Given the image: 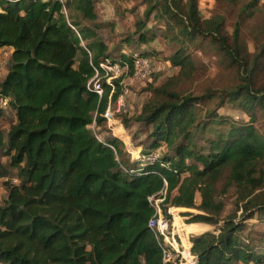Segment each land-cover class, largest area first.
I'll return each mask as SVG.
<instances>
[{
  "label": "trees",
  "instance_id": "trees-1",
  "mask_svg": "<svg viewBox=\"0 0 264 264\" xmlns=\"http://www.w3.org/2000/svg\"><path fill=\"white\" fill-rule=\"evenodd\" d=\"M215 1L241 10L231 35L222 15L203 18L198 0H143L144 20L111 54L95 0H0V50L12 51L0 92L16 119L0 129V179L16 170L18 181L4 183L0 264H164L149 227V198L160 193L166 215L169 207L202 212L186 216L203 227L177 224L184 236L215 228L192 238L198 264H264V232L249 224L264 221V34L254 38L261 43L254 53L242 39L261 0ZM151 18L164 28H148ZM156 37L174 48L168 62L178 73L150 85L137 114L120 113L132 144L144 157L158 156L130 162L103 116L121 97L128 107L123 75L114 90L101 80L102 97L88 83L95 69L106 76L107 61L132 78L137 60H161L144 48ZM209 47L228 82L180 92L198 71L193 50ZM226 106L250 120L221 115ZM104 132L110 146L97 137Z\"/></svg>",
  "mask_w": 264,
  "mask_h": 264
},
{
  "label": "rangeland",
  "instance_id": "rangeland-1",
  "mask_svg": "<svg viewBox=\"0 0 264 264\" xmlns=\"http://www.w3.org/2000/svg\"><path fill=\"white\" fill-rule=\"evenodd\" d=\"M142 1L143 0H95L96 11L99 17L98 20L102 24V28L99 34L107 43L108 47L110 48L111 54L118 50V46L121 45L128 38V36L133 35L136 30V23L142 22L144 20V11L146 6L143 5ZM198 3L199 9L201 10V14L204 19H209L215 14L222 15L226 19V32L229 35L233 33L234 25L238 19V14H240L241 12L239 8L228 9L224 5L222 6L218 4L215 0H198ZM147 25L148 28H152L153 26L164 28V22H156L153 18H151L150 21L147 22ZM263 34L264 0H261L259 5L257 6V9L255 10V14L252 20H249L242 28V39L245 41V43H247L249 51L251 53H254L257 44H261L254 41V38L262 36ZM144 48H146L147 50L156 49L160 55L159 57L161 58V60L158 59V61H155L151 59L150 62L139 60L135 70L136 73L132 78L128 74V72L125 73L127 69H124L125 71L122 70L121 72L119 67H117L116 69V74H118L117 78L123 75V79H121L122 85L127 88L131 94L130 98L128 99V107L126 104L124 108L125 112L130 110L129 112L137 114L142 109L143 104L149 99L151 95L148 91L149 86L153 85V87H159L165 84L172 76H175L178 73V69H173L172 65L168 62V58L172 55V52L174 53V48L172 46L166 45L163 38L156 37L154 41L152 40L149 44L144 45ZM137 50L140 51V49L136 48L134 52H139ZM193 53L197 65L196 69L198 71L193 76L192 82L180 84V87L178 89L180 92L200 93L205 88H207V86L223 85L228 82L229 75L221 67V59L215 55V51H212V48H207L204 53H200L199 51L194 49ZM112 57H116L117 59H119V56H115V54L112 55ZM6 60L7 61L5 63L0 64L1 72L3 69H6L9 66V60ZM95 70V75L90 81L94 80L95 76L97 75L96 72L99 73L102 80L104 79V77H106L107 79V72L109 71V68H103V70H105L106 76H103L98 69ZM1 74L2 73H0V75ZM117 104L115 105V107L117 106ZM220 113L221 115H225L239 123L248 122L250 120L249 116L245 112L234 109L232 108V106H226L222 108L220 110ZM124 119L125 117L121 116V114L117 115V122L120 123V127L118 128L119 130L122 129V124L124 126V123H121V121L123 122ZM14 123H16L14 113L12 109H8L7 111H5V114L0 117V129H2L4 133H6L10 125ZM105 134H107V132H104L100 136L103 137V135ZM126 134L125 136H123L124 140L127 139V137L132 136V133H130V131L128 130H126ZM131 139H133V136L127 139V142L131 141L129 147L127 148V151L131 154V157L129 159L130 162L144 161V157H142L143 155L140 152L142 150V147L139 145V143L132 144ZM1 158V161L9 166L10 160L8 158ZM15 174L16 170H12V175L9 176V178L6 177L0 179L2 181L0 182V187H3L5 182H10V184H18ZM231 193H233V190L231 191ZM234 200L235 197L228 199L226 212H231L233 210L232 203ZM0 201H3V195L1 194ZM175 208V213H180L181 216V218H179V221H175V223H173L175 225L176 231L181 233V238L183 239L185 244H187L188 241L192 242V238L194 236L200 235V232L197 233L195 231L196 233L194 232L189 234V240H186L187 237L184 236L183 232L179 231V227L177 224L180 223V225L183 226L191 225L188 223L190 217L186 216V214H200L202 212L198 211L197 209L187 210L184 208ZM249 224H254V229L257 232H264L263 220L258 221L257 219H253L249 222ZM207 228L208 231H212L213 229L215 230V228L211 226ZM244 234H247V232H245Z\"/></svg>",
  "mask_w": 264,
  "mask_h": 264
},
{
  "label": "built area",
  "instance_id": "built-area-1",
  "mask_svg": "<svg viewBox=\"0 0 264 264\" xmlns=\"http://www.w3.org/2000/svg\"><path fill=\"white\" fill-rule=\"evenodd\" d=\"M139 60L146 61L143 59H139ZM139 60L136 61V66L138 65ZM106 64L107 65L102 64L103 68H106V69L109 68V71L107 72L108 77H107L106 82L108 85L111 86L112 90H114L115 87H114L113 80L118 77V74H116L117 73L116 69L118 66L110 64L109 61H107ZM109 73L113 75L109 76ZM96 74L97 75L95 76L94 80L88 83V89L95 92L100 97H102L103 92H104V87L101 81L102 78L100 77L98 72H96ZM128 92L129 90L126 89L125 95H127ZM9 104H10L9 99L0 94V110H6L9 107ZM125 106H126L125 97H121L119 99L116 107H115V104H112L111 101L109 102L106 112L103 115L104 118L107 120L108 126L111 127L112 124L116 126V124L118 123L117 115L125 112L124 110ZM89 127L92 128L93 130H96V132H98L99 130L96 128L95 122ZM97 137L105 145H108L102 140L101 136H97ZM129 144L130 142L127 143L128 147H129ZM157 158H158L157 155H152L148 158L144 157V161L156 160ZM162 195L163 193H160V198L155 197V196L149 198L151 206L155 209L154 217H152L149 220V227L151 228V230L157 237V241L163 249L164 264H198L197 258L192 253V247H193L192 242L188 241V243L185 244L183 239L181 238L182 237L181 233L176 231L175 225L173 224L175 223V221H177V219L181 218L180 213H175L176 212L175 207H169L167 209V215L163 213L161 206H160V204L163 201V198H161ZM186 237H187L186 240H189L188 239L189 235Z\"/></svg>",
  "mask_w": 264,
  "mask_h": 264
},
{
  "label": "crops",
  "instance_id": "crops-1",
  "mask_svg": "<svg viewBox=\"0 0 264 264\" xmlns=\"http://www.w3.org/2000/svg\"><path fill=\"white\" fill-rule=\"evenodd\" d=\"M11 53H12V51L11 50H9V49H3V50H0V63H5L7 60L6 59H8L9 60V57H10V55H11ZM5 70V71H4ZM6 71H7V69H3V73H2V75L4 76L5 74L4 73H6ZM119 128V127H118ZM119 132V133H118ZM114 133H118L117 135H115L116 137H118L119 139H122L123 138V136H125V134H126V129H125V127L124 126H122V129H116V132H114ZM126 135H128V134H126ZM130 138V137H129ZM127 139H128V137H127ZM127 139H123V140H121L122 142H124L125 144H127L128 142H127ZM127 148H128V145H127ZM141 152V151H140ZM128 153V155H129V152H127ZM128 157V156H127ZM0 182H2L1 180H0ZM3 185V184H2ZM6 193V194H5ZM0 194L1 195H3V200L7 197V192L5 191V186L3 185V187H0ZM0 202H2V201H0ZM1 204V203H0ZM188 210V209H187ZM190 226H198V227H203L202 226V224H191ZM205 226V225H204ZM207 227V226H206ZM199 231V230H198ZM206 231H208V228L206 229V230H203L202 232H200V234H203L204 232H206ZM194 233V232H193ZM198 233V232H197Z\"/></svg>",
  "mask_w": 264,
  "mask_h": 264
},
{
  "label": "clouds",
  "instance_id": "clouds-1",
  "mask_svg": "<svg viewBox=\"0 0 264 264\" xmlns=\"http://www.w3.org/2000/svg\"><path fill=\"white\" fill-rule=\"evenodd\" d=\"M1 64V63H0ZM0 73H3V70H2V72H1V68H0ZM0 76H2V74L0 75ZM0 94H1V92H0ZM2 95V94H1ZM2 96H4V95H2ZM4 97H6V96H4ZM8 98V97H7ZM9 99V98H8ZM9 101H10V99H9ZM11 104V103H10ZM10 104H9V107L6 109V110H3V111H7L8 109H10ZM94 123V122H93ZM121 123H122V121H121ZM96 124V123H95ZM120 125V123H117L116 124V126H114L113 124L111 125V127L110 126H108V124H107V129H108V131L109 130H111V132H112V135H117L116 133H114V132H116V129H118V127H120L119 126ZM114 126V127H113ZM123 126V124L121 125V127ZM110 132V133H111ZM116 137V136H115ZM102 138V140L104 141V139H103V137H101ZM116 138H118V137H116ZM129 138V137H128ZM119 139V138H118ZM119 140H123V138L122 139H119ZM105 142V141H104ZM129 143V142H128ZM140 162H142V161H140ZM142 164V163H141ZM140 166H142V165H140Z\"/></svg>",
  "mask_w": 264,
  "mask_h": 264
}]
</instances>
